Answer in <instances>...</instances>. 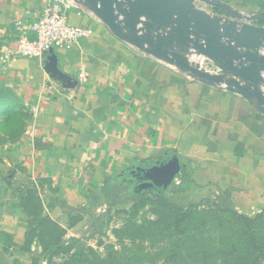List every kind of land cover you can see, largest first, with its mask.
Here are the masks:
<instances>
[{
	"label": "crops",
	"instance_id": "1",
	"mask_svg": "<svg viewBox=\"0 0 264 264\" xmlns=\"http://www.w3.org/2000/svg\"><path fill=\"white\" fill-rule=\"evenodd\" d=\"M49 1L0 0V264H52L58 247L92 239L155 194L184 210L261 216L264 108L119 39L87 0L68 18L93 35L54 50L64 80L48 72L49 55L4 61L34 38ZM194 1L230 16L215 0ZM217 1L264 12V0ZM174 157L181 172L166 190L141 188L142 170Z\"/></svg>",
	"mask_w": 264,
	"mask_h": 264
},
{
	"label": "water",
	"instance_id": "2",
	"mask_svg": "<svg viewBox=\"0 0 264 264\" xmlns=\"http://www.w3.org/2000/svg\"><path fill=\"white\" fill-rule=\"evenodd\" d=\"M84 0L81 1V3ZM96 15L121 40L143 53L176 64L197 79L236 92L245 99H255L264 108L261 84L264 83V16L256 20L261 25L235 22L221 18L197 7L194 0H87ZM219 7L235 19L242 13L220 1ZM198 55L207 57L232 72L241 80H229L202 71L193 62ZM48 72L66 77L57 67L54 50L48 57ZM247 62V63H245ZM238 63V66L236 65ZM146 181L143 189L166 190L181 172L177 157L167 164L142 170Z\"/></svg>",
	"mask_w": 264,
	"mask_h": 264
},
{
	"label": "rangeland",
	"instance_id": "3",
	"mask_svg": "<svg viewBox=\"0 0 264 264\" xmlns=\"http://www.w3.org/2000/svg\"><path fill=\"white\" fill-rule=\"evenodd\" d=\"M163 205L155 194L116 212L107 229L69 254L56 253L52 264H264V213L246 222L234 211L204 204L177 228L175 219L172 226L163 221L170 216ZM233 244H238L237 251Z\"/></svg>",
	"mask_w": 264,
	"mask_h": 264
},
{
	"label": "built area",
	"instance_id": "4",
	"mask_svg": "<svg viewBox=\"0 0 264 264\" xmlns=\"http://www.w3.org/2000/svg\"><path fill=\"white\" fill-rule=\"evenodd\" d=\"M81 1L50 0L43 13L36 18L31 26V32L34 38L31 39L27 36L21 38L11 54L4 57V61H16L18 57L43 61L51 50L59 47L69 48L90 39L93 35L91 27L71 25L68 18V14L72 9L82 7L80 5ZM82 10L86 9L82 8ZM88 10L90 11V9ZM258 15L260 14L242 12L241 19H235L231 16L219 18L226 23L235 22L241 27L244 24L261 25L256 20ZM259 53L264 55V45L259 50ZM193 61L197 67L206 73L222 76L229 80H241L213 60H203L196 57ZM236 65L238 66V63ZM84 78V73H81L80 79L83 80Z\"/></svg>",
	"mask_w": 264,
	"mask_h": 264
},
{
	"label": "trees",
	"instance_id": "5",
	"mask_svg": "<svg viewBox=\"0 0 264 264\" xmlns=\"http://www.w3.org/2000/svg\"><path fill=\"white\" fill-rule=\"evenodd\" d=\"M261 15H264V12L262 11ZM161 200L163 202V207L165 209H167L166 211L170 212V216L167 220H163L164 222H166L169 226H172V219H175L177 222L176 227L179 228L182 226L183 223L191 220L193 218V216L195 215L194 212L196 211L195 209L197 208V204H192L190 205V207L187 210H184L180 205L176 204L175 202L168 200L164 197H161ZM226 213L227 211H221ZM244 221L246 222H254L256 220H247L245 218H243ZM158 225V223H157ZM240 244V243H238ZM238 244H233V251H237L238 248ZM77 246H82V243H80L78 240L74 239L71 240L69 242V244L65 247L60 246L56 249V252H64L69 254L75 247ZM243 250H245V248L242 247ZM254 249V247L252 248ZM54 250V249H51ZM50 250V251H51ZM245 255L241 256L240 258H243ZM237 259V258H236ZM238 260V259H237ZM238 264H253L249 261H240L238 260Z\"/></svg>",
	"mask_w": 264,
	"mask_h": 264
}]
</instances>
